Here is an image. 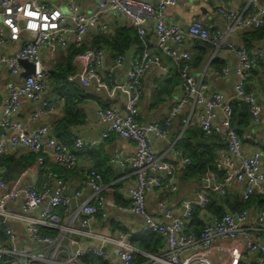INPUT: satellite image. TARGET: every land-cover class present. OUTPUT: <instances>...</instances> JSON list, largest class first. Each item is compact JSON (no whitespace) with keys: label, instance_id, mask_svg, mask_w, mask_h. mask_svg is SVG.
<instances>
[{"label":"built area","instance_id":"1","mask_svg":"<svg viewBox=\"0 0 264 264\" xmlns=\"http://www.w3.org/2000/svg\"><path fill=\"white\" fill-rule=\"evenodd\" d=\"M80 1L0 0V70H5L10 77L4 84L0 107V156L19 146L38 155L36 163L40 169H45L44 156L47 155L55 164L71 171L79 164L75 149L93 147L117 135L135 144L130 157L123 158L120 154L113 157L118 165H129L135 184L127 188L128 203L120 205L104 194L106 187L102 175L95 168L86 172L74 194L70 195L66 181L50 169H45L44 178L39 182L9 187L4 178L7 170L0 166V264H85L83 259L88 256L100 259L102 264H118L116 261L119 264H212L213 243L229 241L233 244L238 238L243 239V246L241 250L237 247L229 250L226 264H241V258L248 259L246 264H264V208L253 216L247 208L226 210L221 215H210L198 233L189 228L195 208L205 213L210 191L224 195L232 183L244 182L242 201L250 200L257 192L264 193V143L250 155L242 152V137L232 124L231 104L233 100L243 102L248 106L252 123H260L263 107L257 95L246 89V81L253 69H264V48L250 51L229 39L235 30L264 25V6L258 0H248L240 11L217 6L215 13L226 22L225 28L220 30L212 29L196 16L186 28L168 23V10L179 0H157V5L146 0H94V10L83 9ZM61 2L66 3L70 14L61 11ZM109 13L122 16L126 26L135 30L141 49L131 56L119 54L108 63L107 47H88L74 56L75 72L67 78L76 79L83 87L92 86L110 101L109 105L96 110L97 121L106 125L105 131L96 140L76 136L74 149H71L48 125L29 130L16 118L23 100L37 105L29 115L30 123L53 110V102L44 97L50 73L49 67L43 64L42 50L50 53L65 50L71 37L74 43H83L90 30L111 34V27L104 20ZM150 29L154 34L153 42ZM185 38L206 42L214 50H227L236 58V81L231 97L218 90L209 92L208 85L193 74L189 52L170 45L181 44ZM153 47L175 63L180 97L163 121L141 123L139 102L143 74L152 66L167 71L161 55L155 53ZM128 57L125 77L118 80L117 71ZM21 62L30 63L33 72L24 76L26 69ZM220 72L226 74L229 68L222 67ZM120 99H123L122 105ZM188 104L199 108L197 127L203 134H217L226 144L217 160L221 179L216 181L211 173L202 176L193 194L180 199L178 213L164 200L158 201L157 209L162 217L159 221L146 209L147 194L156 189L176 191V170L180 165L189 164L191 159L182 149H176L177 162L165 160L155 153L153 140L167 136L173 121ZM85 190L89 193L83 198ZM19 197H22L20 209L13 212L8 205ZM72 198L79 200L74 210ZM108 207L139 215L144 231L157 233L165 249L157 253L138 250L127 231H119L115 238L105 239L114 244L115 260L101 247H82L77 237H95V222L107 218ZM12 219L24 223L25 233L36 248L18 243V234L8 224ZM46 231H55V234L49 235Z\"/></svg>","mask_w":264,"mask_h":264},{"label":"crops","instance_id":"2","mask_svg":"<svg viewBox=\"0 0 264 264\" xmlns=\"http://www.w3.org/2000/svg\"><path fill=\"white\" fill-rule=\"evenodd\" d=\"M146 1L157 5V0ZM247 1L248 0H179L175 7L168 10L167 21L170 24H176L186 28L190 23L191 18L196 16L204 23L211 25L212 29L223 30L226 26V22L221 16L215 13V8L220 5H225L240 11L245 7ZM258 2L264 6V0H258ZM57 3H59V1H57ZM80 6L85 10H94L95 2L94 0H81ZM104 20H106L111 27L112 32L110 35L116 36V30L126 26V22L123 17L113 13H109L104 16ZM69 25H71V23H69ZM248 30L249 29L233 31L229 35L230 41L236 45H244L249 48L250 51L264 48V39H250L246 36V32ZM100 35L103 34L90 30L84 36L82 44H84L86 48L91 46L96 47L97 45H94V39ZM150 39L152 42L154 41V34L151 29ZM246 40L249 41L250 47L246 45ZM73 43V37H71L69 44L70 48ZM170 45L178 47L179 49L187 50L190 54L191 65H193L194 61L198 58V55L201 52L198 46L202 44L198 39L185 38L181 44L176 45L174 43H170ZM68 48L65 50H68ZM152 49L155 53L161 55V61L167 68V71H162L157 66H152L143 74V88L139 102L141 123L163 121L167 116L169 109L178 102L180 97V79L175 63L164 54H161L158 49H155V47ZM59 50L62 49H57L53 53H50L45 49L42 50V61L46 67L55 65L58 61H60L62 54ZM136 52H138L137 45H132L125 54L127 56H131ZM47 56H50L53 62L47 63ZM112 58L113 57L110 53L108 63ZM129 59L130 57L126 59L123 67L117 71L118 80L124 79L125 69L128 65ZM225 66L229 68V72L226 74L220 72L221 68ZM235 66L236 58L229 51L224 49H212L210 52L208 51L205 53L199 66H192V68L195 77L208 85L209 92L218 90L223 92L227 97H231L233 95V89L236 81L234 71ZM9 79L10 77L7 72L3 69L0 70V107L4 97V84ZM72 81H75V83H77L82 90V97L76 104V109L82 115V121L72 128V135L74 139L76 136H80L86 140H96L106 129V125L98 123L96 110L99 106L109 105L110 101L104 96V94L95 91L92 86L83 87L76 79L71 80L70 82ZM246 89L253 91L257 95V99L263 107L260 123L256 125L255 128L250 130L248 134L244 135V138L246 137V139H242V152L245 155H250L252 151L261 147L264 143V69L262 67H257L252 70L246 81ZM44 97L53 102V110L46 116L30 123L28 121L29 115L37 107V105L27 100H23L22 107L16 115V118L24 122L29 130H32L40 125H48L54 133V129L59 124L60 119L66 114L64 109L65 101L64 98L53 89L51 82H49V86L44 92ZM120 103L121 105L123 104V99H120ZM198 110V107L192 108V105L188 104L183 108L182 113L173 121L167 136L163 139L158 138L153 140L154 150L157 155L162 156L165 160L177 162L175 150L184 149L182 141L186 138L187 133L190 132L191 134H199L200 132V129L197 127ZM77 119L80 120V117ZM202 142L204 141L199 138L191 137L190 139V143L193 145L195 143ZM221 144L222 146L218 148V154L226 147L225 142H222ZM134 150L135 144L133 141L120 138L117 135H111L109 138L104 140V142L96 144L93 147H84L80 150L75 149V152L79 157V164L74 170L68 171L63 169L59 165L55 164L47 155L44 156L43 165L45 169L54 171V173L58 174L64 181H66L70 187V195L72 188L79 186L86 172L90 168H95L102 175L103 183L106 187L104 194L118 203L115 200V195L117 194V196H119L122 200L121 202L125 203L118 204L126 205L128 203L126 191L129 186L135 184V177L128 164L120 166L113 160V157L115 154H120L121 157L127 158L133 154ZM37 157V154L23 147L17 146L0 158L3 160V165L5 164V166L9 167L7 174H5L6 177H4L9 187L14 184H17L19 187H24L30 183L39 182L44 178L45 169H40L38 167L36 163ZM191 163L192 160L189 164L180 165L176 170L175 178L178 184L176 191L169 192L156 189L147 194L146 209L148 213H150L157 220H162V217L157 209L158 201L164 200L175 212L178 213L181 211V206L179 204L180 199L193 194V191L200 182L201 177L192 175L188 169ZM262 167L264 168V161H262ZM41 170L43 171L41 172ZM211 174L216 181H220L221 172L218 168L212 171ZM244 186V182L232 183L229 187H227L225 192V194L228 195L227 199L234 200L236 197L241 199V191ZM88 193L89 190H85L83 198L87 197ZM210 193L213 195L217 192L210 191L209 194ZM257 193L264 195V193ZM21 202L22 197H19L16 202L10 203L8 208L13 212H18ZM78 203L79 200L72 198V210L77 207ZM246 208L250 211L251 216L261 209L258 204L253 202L248 204ZM225 210L229 209L225 207ZM8 224L11 225L18 234V243L20 245H24L29 248L37 247L32 240L28 239L25 233L24 223L22 221L12 219L8 220ZM143 226V219L139 215L126 213L121 210L108 207L107 218L104 220L97 219L95 222L93 230L96 236L93 238L77 237V239L82 247H101L113 260H115L112 252L114 244L106 241L105 239L115 238L119 231L129 232L131 234V242L138 250H147L153 253L163 251L165 249L163 240H161L160 244L156 245L141 241V239L148 233L144 231ZM143 243H147L149 248H142L140 244ZM242 246V238H238V240L233 244H230L229 241H215L211 249V263L226 264L230 257L229 250L232 247H237L241 250ZM137 260H140V257H137ZM83 261L85 264H102L100 259L93 256H88L84 258ZM247 261L248 259L241 258V264H246ZM116 263L119 264L118 261H116Z\"/></svg>","mask_w":264,"mask_h":264},{"label":"trees","instance_id":"3","mask_svg":"<svg viewBox=\"0 0 264 264\" xmlns=\"http://www.w3.org/2000/svg\"><path fill=\"white\" fill-rule=\"evenodd\" d=\"M246 36L254 40L264 39V25L256 29H249L246 32ZM199 42L202 44L198 46L201 52L198 55V58H196V62L194 61L192 65L193 67L199 66L205 53L212 50V47L206 42L201 40H199ZM94 45H97L96 47H107L110 50L111 56L113 58L119 54L126 53L132 45H137L138 51L141 49V42L135 30L126 26L116 30V36L103 34L96 37L94 39ZM246 45L250 47V43L247 40ZM85 49L86 46L84 44L73 43L72 47H69L68 50H59L62 54L60 61L48 68L50 73V82L52 83L53 89L58 92V94L62 96L65 101L64 109L66 114L60 119L59 124L54 129V133L58 139L67 144L71 149H74V137L71 130L76 124L82 121V115L76 109V104L82 97V90L80 89V86L75 83V81H68L67 77L75 72V67L73 65L74 56L78 52ZM231 104L233 111L232 124L235 126L236 131L242 137V139H246V137L244 138V135L248 134L250 130L255 128L256 124H253L251 121V116L247 105L238 100H233ZM78 117H80V120L77 119ZM191 137L202 139L204 142L195 143L193 145L190 143ZM222 142L223 140L217 134L205 136L201 130L199 134H191L190 132L187 133L186 138L182 141V145L184 147V149H182L184 153L186 149L185 154H187V156L192 160V163L188 167L192 175L202 177L205 174L211 173L217 169L218 148L222 146ZM0 158H2V156H0ZM2 161L3 160L0 159V166H4L6 170H9V167L5 166V164L3 165ZM42 171L43 170H41V172ZM4 177H6V175ZM227 196L228 195L226 194L221 195L219 193H215L211 195L210 193V203L206 208L205 213L201 214L199 208H195L193 212V219L189 224V228L198 233L204 226L205 220L210 215H221L226 211L225 207H227L229 210L243 209L246 208L248 204L253 202L258 204L261 209L264 208V195L259 193L253 194L248 201H242V199L238 197L234 198V200H229L227 199ZM115 200L118 203H123L117 194L115 195ZM46 233L49 235H54L55 231H46ZM161 240L162 238L159 237L155 232H148L147 235L141 239V241L149 242V244L153 243V245L160 244ZM140 245L144 249L149 248L147 243Z\"/></svg>","mask_w":264,"mask_h":264},{"label":"water","instance_id":"4","mask_svg":"<svg viewBox=\"0 0 264 264\" xmlns=\"http://www.w3.org/2000/svg\"><path fill=\"white\" fill-rule=\"evenodd\" d=\"M21 63L26 69V72L23 73L24 76L33 72V66L30 63H28V62H21ZM74 190H75V188H72L71 195L74 194Z\"/></svg>","mask_w":264,"mask_h":264},{"label":"rangeland","instance_id":"5","mask_svg":"<svg viewBox=\"0 0 264 264\" xmlns=\"http://www.w3.org/2000/svg\"><path fill=\"white\" fill-rule=\"evenodd\" d=\"M61 10L64 12V14H70V9L67 7L65 2H62L61 4ZM52 55V54H51ZM46 62H53L52 59L50 58V56H47ZM2 103V102H1ZM257 125V124H256ZM61 167V166H60Z\"/></svg>","mask_w":264,"mask_h":264}]
</instances>
